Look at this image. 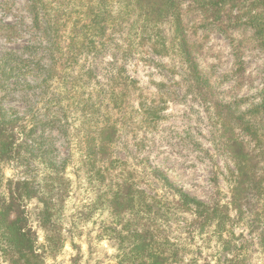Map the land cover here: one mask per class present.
I'll return each instance as SVG.
<instances>
[{
	"label": "trees",
	"instance_id": "obj_1",
	"mask_svg": "<svg viewBox=\"0 0 264 264\" xmlns=\"http://www.w3.org/2000/svg\"><path fill=\"white\" fill-rule=\"evenodd\" d=\"M199 1L197 8L203 11L204 19L211 17V24H218L225 33L230 29L252 33L264 51V0ZM30 10L35 28L48 40L51 69L76 66V91L65 89L64 93L57 87L49 93L48 89L47 98L49 103H61L65 97L73 100L71 96L76 94L80 119L90 122L76 133L82 153L79 169L84 170L96 195V211L105 209L115 218L117 229L106 227L107 239L116 250L115 263L249 264L264 257V98L248 111V119L219 116L221 138L235 170L226 177L228 192L214 180L216 194L207 204L176 186L158 169H150L144 159L138 161V168L128 159L115 156L121 138L127 134L142 149L148 134L142 138L138 135L143 128L155 127L157 103L162 98L150 93L151 97L147 96L139 81L130 78L122 66L112 65L104 84L86 66L90 57L107 49L118 51L123 59L143 52L169 59L172 71L179 65L188 91L207 88L209 81L199 68L197 46L190 38L199 28L187 19L183 1L30 0ZM92 81L98 89L88 92ZM103 108L107 111L104 120L99 117ZM23 121L9 119L0 109V264H46L48 250L56 252L52 244L46 247L39 241L29 207L35 199L43 200L42 182L31 178L14 182L4 176L8 164L24 162L26 139L34 134ZM230 121L256 142L259 154L234 138L227 126ZM63 127L69 134L68 122ZM16 130L26 139L20 142ZM141 173L154 178L162 194L158 190L148 194L152 184L140 179ZM52 180V193L68 188L66 184L56 185L62 184L58 172ZM44 213L49 212L46 209ZM44 213H38L39 227L48 224ZM238 223L246 225L247 234H236ZM76 248L73 264H81L83 255L77 244Z\"/></svg>",
	"mask_w": 264,
	"mask_h": 264
},
{
	"label": "rangeland",
	"instance_id": "obj_2",
	"mask_svg": "<svg viewBox=\"0 0 264 264\" xmlns=\"http://www.w3.org/2000/svg\"><path fill=\"white\" fill-rule=\"evenodd\" d=\"M182 1L187 19L190 23L195 21L199 28L197 33L191 32L190 38L197 46L199 68L209 81L207 88L188 91V81L181 77L179 65L172 71L169 59L143 52L123 59L118 51L107 49L95 58L90 57L91 63L86 66L92 68L101 84L106 83L112 65L122 66L130 78L139 81L147 96L151 97L150 93L162 98L157 103L155 127L143 128L138 135L142 138L148 134L142 149L127 134L121 138L115 156L134 165L144 159L150 169H158L186 193L209 204L216 194L214 180L228 192L226 177L235 170L224 146L225 139L221 138L219 116L230 114L235 119H248V111L262 103L264 51L257 46L252 33L232 29L225 33L218 24H211V17L204 19L203 11L197 8L200 1ZM48 49V40L34 26L30 0H0V109L9 119H25L27 129H34L27 139L16 130L20 142L26 139L28 149L22 151L24 162L8 164L4 176L14 182L25 178L42 182L43 200L35 199L29 207L39 241L56 249L48 250L46 264H73L76 244L83 255L81 264H116V250L106 232L109 225L117 229L115 218L105 209L96 211V195L84 170L79 169L82 153L76 133L90 122L80 119L81 113L75 107L76 94L71 96L73 100L65 97L61 103H49L47 98L48 89L49 93L57 87L60 92L76 91V66L57 65L51 69ZM95 82L92 81L88 92L94 87L98 89ZM137 105L138 101L134 102L135 108ZM101 114L102 120L107 118L105 108ZM64 122L69 124L67 135ZM228 125L234 138L259 154L256 142L237 123L230 121ZM57 172L62 184L56 185L66 184L68 188L54 189L52 193V175ZM140 179L152 184L147 188L148 194L155 190L161 193L154 178L141 173ZM46 209L49 213L45 214ZM39 212L49 219L44 227L36 224L40 223ZM246 228L238 223L234 229L240 235L247 234ZM249 264H264V257Z\"/></svg>",
	"mask_w": 264,
	"mask_h": 264
}]
</instances>
